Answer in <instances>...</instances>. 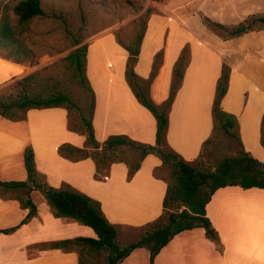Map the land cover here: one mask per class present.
Segmentation results:
<instances>
[{"label":"crops","instance_id":"1","mask_svg":"<svg viewBox=\"0 0 264 264\" xmlns=\"http://www.w3.org/2000/svg\"><path fill=\"white\" fill-rule=\"evenodd\" d=\"M187 4L189 9L202 10L206 17L227 26L237 25L252 14L264 15V0H188ZM146 31L135 72L143 81L148 79L157 53L163 52L148 91L158 107L169 98L174 68L183 49H189L188 64L168 110V147L187 161L201 156L204 142L213 133L217 84L227 63L231 74L221 106L237 117V133L245 150L264 161V27L224 38L191 13V18L182 20L153 17ZM106 40L121 57L119 66L109 63L108 70L95 50L101 43L106 49ZM87 45L86 73L95 94L96 139L103 143L108 136L127 135L139 143L156 144L157 118L139 101L126 77L128 50L112 33L96 35ZM35 70L30 62H19L0 52V89ZM64 143L77 147L86 143L82 130L70 128V113L64 106L30 108L22 120L0 114V180L27 179L24 152L32 145L40 180L56 188L71 187L99 201L118 230L119 242L130 228H143L165 213L168 179L158 174L164 165L157 154H147L132 175L126 162L117 161L107 175L97 177L93 158L71 160L60 154ZM1 189L0 230L19 226L10 233H0V264L83 263V245L43 248L39 244L96 237L91 227L71 217L55 216L40 190L31 192L37 214L21 224L29 209L13 194L15 190L5 194ZM205 209L222 250L205 228L196 227L175 235L157 254L154 264H264V189L222 187ZM118 264H150V251L145 246L137 248Z\"/></svg>","mask_w":264,"mask_h":264},{"label":"trees","instance_id":"2","mask_svg":"<svg viewBox=\"0 0 264 264\" xmlns=\"http://www.w3.org/2000/svg\"><path fill=\"white\" fill-rule=\"evenodd\" d=\"M16 16V23H13L9 9ZM5 13L0 17V52L8 58L16 61H32L33 50L25 43L22 34L24 28L34 18L48 17L42 5V0H18L13 5L9 3L4 6ZM57 16V15H55ZM207 25L215 28L229 29L230 27L220 22L205 17ZM256 22L264 23V15L252 14L239 24L233 26L231 36H240L260 27H254ZM145 31L140 33L134 44H121L128 50L129 59L127 62L126 77L139 101L150 109L156 116L158 122L156 144L139 143L127 135H111L100 143L95 137L93 126V114L95 107V94L86 73L87 64V43L78 46L71 51L66 59L73 75L84 84L90 92V101L85 109L64 91H28L22 92L16 97L4 98L0 94V114L11 120H22L30 108H44L64 106L69 110L74 109L80 112V122L77 127L70 125L71 129L82 130L86 134V143L83 147L64 143L59 147V152L71 160H79L91 157L96 163L97 177H103L109 172V167L117 161H124L130 167V174H134L141 165L147 154L155 153L163 161V165L171 169L172 180L168 181L167 192L164 198V209L168 211L166 219L163 215L148 223L139 238L127 245H120L118 230L112 224L101 208L99 201L81 193L71 187H52L40 180L35 163V152L31 146L26 147L24 152L25 166L28 177L22 181H2L0 186L4 189H26L25 194L18 195L23 207L29 209V213L21 224L26 223L37 214V205L31 197L33 190H40L47 199L48 205L53 209L57 217H71L84 225L91 227L96 237H77L52 242H43L39 245L43 248L69 247L80 244L89 247L91 251H105L107 253V264H118L127 258L135 249L144 247L150 251V264H154L157 254L167 245L171 239L185 231L196 227H203L209 238L216 247L222 250L219 234L212 224L205 209L213 194L220 188L232 185H239L242 188L264 189V161L251 155L242 145L238 132V119L235 115L223 110L221 102L227 93L231 67L223 64L222 74L217 84V92L213 106L214 127L212 136L203 144V150L213 145L216 138L223 134L233 137L239 143V149L234 154H224L216 158L214 165L205 166L185 160L180 154L170 149L165 140V133L168 127V110L181 84L184 70L189 61V49L185 47L174 68L171 94L161 107H158L151 99L149 87L156 76L159 66L162 64L163 52L157 53L153 70L145 87L143 81L135 72V64L141 52ZM81 43L77 41L74 45ZM36 72L28 74L16 83L23 87L28 86L37 79ZM261 142L264 145V120L262 127ZM135 149L140 152L138 160L126 161L119 158V153L126 149ZM19 226V225H18ZM12 227L0 230L10 233L18 228ZM83 264V263H82Z\"/></svg>","mask_w":264,"mask_h":264},{"label":"rangeland","instance_id":"3","mask_svg":"<svg viewBox=\"0 0 264 264\" xmlns=\"http://www.w3.org/2000/svg\"><path fill=\"white\" fill-rule=\"evenodd\" d=\"M18 0H0V17L5 13L4 6L9 3L13 5ZM188 0H42L48 17L34 18L24 29L22 37L25 43L33 50V59L30 62L36 67L34 72L37 79L28 86H21L15 82L0 89L4 98L16 97L22 90L28 91H64L70 94L74 100L85 109L90 101V92L84 87L78 78L74 77L73 70L69 67L66 56L85 43H88L96 35L112 33L117 36L119 43L125 45L134 44L138 35L147 30L151 18L162 21L171 18L182 20L191 18V13L201 19L208 29L224 38L233 37L230 34L233 26L222 29L207 25L202 10L189 9ZM16 23V16L9 9L6 10ZM57 15V16H55ZM254 27H264L256 22ZM147 32V31H146ZM77 41L81 43L74 45ZM102 48V43L95 48L100 53L99 60L104 63L105 69L109 63L119 66L121 57L118 51L108 46ZM33 72V73H34ZM264 84V83H263ZM145 87L146 81L141 83ZM80 122V112L70 110V125L77 127ZM239 149V143L233 137L223 134L216 138L215 143L204 149L202 155L195 164L213 166L216 158L224 154H234ZM140 152L135 149H126L119 153V158L133 162L138 160ZM158 174L164 176L168 181L172 180L169 166L163 167ZM9 189L2 187V193L9 194ZM15 190L13 194L23 195L26 189ZM11 193V192H10ZM168 211L163 215L166 219ZM144 228V227H143ZM143 228H130L121 236L120 245L129 244L137 240ZM78 249V247H76ZM264 246L262 247V249ZM37 250V249H35ZM81 251L83 264H107V253L91 251L84 247ZM34 252V251H32Z\"/></svg>","mask_w":264,"mask_h":264}]
</instances>
